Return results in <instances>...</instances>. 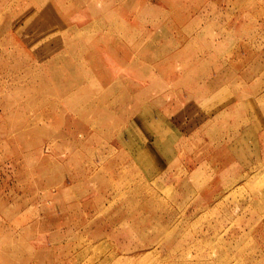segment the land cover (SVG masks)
Listing matches in <instances>:
<instances>
[{
  "label": "rangeland",
  "instance_id": "obj_1",
  "mask_svg": "<svg viewBox=\"0 0 264 264\" xmlns=\"http://www.w3.org/2000/svg\"><path fill=\"white\" fill-rule=\"evenodd\" d=\"M53 1L0 0V264H264V0Z\"/></svg>",
  "mask_w": 264,
  "mask_h": 264
},
{
  "label": "bare ground",
  "instance_id": "obj_2",
  "mask_svg": "<svg viewBox=\"0 0 264 264\" xmlns=\"http://www.w3.org/2000/svg\"><path fill=\"white\" fill-rule=\"evenodd\" d=\"M97 1H98V0H97ZM99 1H101V0H99ZM49 3H50V2H49ZM63 4H64V3H60L58 0H57V1L55 0V1H53V3H51V4H43V6H46V7L51 6L52 8H57V7L64 6ZM74 5H75V6H74L75 9H76L78 6H80L79 3H74ZM39 6H40V5H39ZM83 6H84V5H83ZM28 8H29V7H28ZM33 9L36 10V4L33 5ZM58 9H60V8H58ZM58 9H57V10H58ZM66 9H67V11H68L70 8L68 9V6H67ZM89 9H90V8L87 9V13H89V11H90ZM88 10H89V11H88ZM22 11H24V10H22ZM69 11H70V10H69ZM57 12H58V11H57ZM57 12H56V13H57ZM19 13H20V12H19ZM67 13H68V12H67ZM81 13L86 14V13L83 12V11H81ZM62 14H65V13H62ZM68 16H69V15H68ZM41 29H42V28H41ZM126 29H127V28H126ZM101 35H102V34H101ZM103 36H104V35H103ZM103 36H102V37H103ZM100 38H101V37H100ZM129 38H130V37H129ZM85 40H86V39H85ZM102 40H103V38H102ZM92 41H93V40H92ZM92 41H91V42H92ZM98 41H99V40H98ZM34 42H36V41L34 40ZM61 43H62V41H61ZM88 44H89V43H88ZM96 44H97V43H96ZM102 44H103V42H102ZM110 44H111V43H110ZM57 45H58V44H57ZM89 45H90V44H89ZM114 46H115V45H114ZM105 47H106V46H105ZM105 47H104V48H105ZM64 48H65V47H64ZM89 48H90V47H89ZM93 48H94V47L92 46V47H91V50H92ZM96 48H97V47H96ZM14 49H15V48H14ZM113 49H114V48H113ZM104 50H105V49H104ZM161 53H162V52H161ZM72 54H73V53H72ZM94 54H95V53H94ZM127 55H128V54H127ZM129 57H130V56H129ZM58 59H59V58H58ZM131 59H132V58H131ZM131 59H130V60H131ZM113 60H114V59H113ZM58 61H59V60H58ZM80 61H81V60H80ZM31 62H32V61H31ZM85 62H86V61H85ZM61 65H62V64H61ZM119 66H120V65H119ZM31 69H32V68H31ZM31 69H30V70H31ZM47 69H48V68H47ZM79 69H80V68H79ZM26 70H27V69H26ZM31 71H32V70H31ZM45 71H46V70H45ZM52 72H53V71H52ZM52 72H51V73H52ZM54 72H55V71H54ZM103 72H104V71H103ZM24 73H25V72H24ZM38 73H39V72H38ZM46 73H47V71H46ZM55 74H56V73H55ZM67 74H68V73H67ZM32 75H33V74H32ZM37 75H38V74H36V76H37ZM40 75H41V74H40ZM106 75H107L106 78L108 77L109 80H112L113 78L117 79V78H116L117 76H115V75H113V74H109V72H108ZM99 76H100V75H99ZM50 77H51V76H50ZM56 77H57V76H56ZM56 77H55V78H56ZM71 77H72V76H71ZM41 78H42V77H41ZM72 78H73V77H72ZM98 78H99V77H98ZM51 79H52V78H51ZM40 80H41V79H40ZM56 80H57V79H56ZM58 80H59V78H58ZM96 81H97V80H96ZM101 81H102V80H101ZM101 81H100V82L98 81L99 83L96 82V83L99 84V85H97L96 83H95L94 85H93V83H92L91 85H92L94 88H95L96 86H97L96 88H98V87H100V86L103 84V82L101 83ZM91 82H92V80H91ZM113 83H115V82H113ZM89 85H90V84H89ZM114 89H115V88H114ZM109 90H110V89H109ZM150 92H151V91H150ZM148 93H149V92H148ZM66 101H67V100H66ZM48 102H49V101H48ZM68 102H70V100H68ZM71 102H72V100H71ZM51 103H52V102H51ZM71 105H72V104H71ZM71 105H69V106H71ZM45 106H46V105H45ZM91 106H92V105H91ZM95 106H96V105H95ZM72 108H73V107H72ZM78 108H79V107H78ZM78 108H77V110H78V112H79V109H78ZM67 109H68V108H67ZM80 109H81V108H80ZM103 110H105V109H103ZM108 110H109V109H108ZM108 110L106 109L105 111H108ZM51 113H52V112H51ZM104 113H105V112H104ZM73 123H74V122H73ZM70 126H71V125H70ZM75 127H76V126H75ZM75 127H74V128H75ZM42 132H43V131H42ZM77 132H78V131H77ZM46 134H47V133H46ZM48 134H49V133H48Z\"/></svg>",
  "mask_w": 264,
  "mask_h": 264
}]
</instances>
